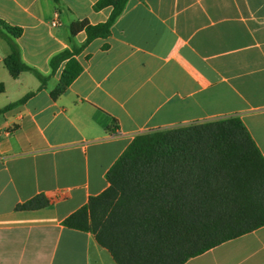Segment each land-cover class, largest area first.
Returning <instances> with one entry per match:
<instances>
[{"label": "crops", "instance_id": "1", "mask_svg": "<svg viewBox=\"0 0 264 264\" xmlns=\"http://www.w3.org/2000/svg\"><path fill=\"white\" fill-rule=\"evenodd\" d=\"M97 1L0 0L21 59L46 77L12 76L0 35V109L33 92L0 111V264H117L62 220L107 187L138 133L236 115L264 157V0H128L108 36L72 35L109 19ZM64 50L82 69L55 92L66 60H50ZM39 193L48 206L16 210ZM182 264H264V225Z\"/></svg>", "mask_w": 264, "mask_h": 264}, {"label": "trees", "instance_id": "2", "mask_svg": "<svg viewBox=\"0 0 264 264\" xmlns=\"http://www.w3.org/2000/svg\"><path fill=\"white\" fill-rule=\"evenodd\" d=\"M127 1L98 0L95 8L113 6L109 19L97 24L73 22L71 34L85 29L88 41L108 36ZM19 32L0 20V35L10 49L5 65L12 76L33 72L43 87L46 77L20 57L14 40ZM64 60L55 92L82 69L73 52L64 50L51 58L52 70ZM105 178L107 187L89 196L62 224L92 233L117 264H182L264 225V157L236 115L138 133ZM49 204L50 199L39 193L15 208L36 210Z\"/></svg>", "mask_w": 264, "mask_h": 264}, {"label": "built area", "instance_id": "3", "mask_svg": "<svg viewBox=\"0 0 264 264\" xmlns=\"http://www.w3.org/2000/svg\"><path fill=\"white\" fill-rule=\"evenodd\" d=\"M52 24H55V22H53Z\"/></svg>", "mask_w": 264, "mask_h": 264}]
</instances>
